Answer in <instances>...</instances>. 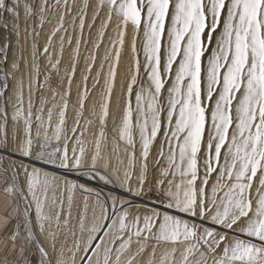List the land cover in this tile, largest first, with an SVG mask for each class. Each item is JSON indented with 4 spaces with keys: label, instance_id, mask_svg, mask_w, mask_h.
I'll use <instances>...</instances> for the list:
<instances>
[{
    "label": "snow or ice",
    "instance_id": "snow-or-ice-1",
    "mask_svg": "<svg viewBox=\"0 0 264 264\" xmlns=\"http://www.w3.org/2000/svg\"><path fill=\"white\" fill-rule=\"evenodd\" d=\"M20 9L0 0V264H264V0Z\"/></svg>",
    "mask_w": 264,
    "mask_h": 264
},
{
    "label": "rangeland",
    "instance_id": "rangeland-1",
    "mask_svg": "<svg viewBox=\"0 0 264 264\" xmlns=\"http://www.w3.org/2000/svg\"><path fill=\"white\" fill-rule=\"evenodd\" d=\"M24 2H30V0H21V20H20V23H21V27L23 28L24 26V21H23V3ZM5 16L7 17L8 21H9V24H11L13 21H12V18L10 16V14H5ZM3 30L0 29V32H2ZM13 40H14V37H13ZM29 45H30V38H29V41H28ZM40 43L43 44L44 43V39L41 38L40 40ZM106 43H107V40H106ZM127 47V46H126ZM82 52H83V49H82ZM100 55L102 56L103 55V46H102V49H101V53ZM127 51H125L123 54H122V65H123V62L127 59ZM99 63V61H98ZM95 71V69H94ZM77 79H79V74L77 76ZM25 83L27 84V80L25 81ZM120 90V77L118 76L117 78V88H116V92L118 93ZM27 94V92H26ZM47 95L49 96V98L51 97V93H47ZM94 95H96V93H94ZM51 99H50V104H51ZM55 120V116L53 118ZM23 121H21L18 125H15L13 124L12 120H11V108H9V121H8V126H7V133H8V137H9V151H11V149L13 148V145H12V136H13V133L14 131L17 133L18 137L22 138L23 137ZM112 122L111 120L109 121V124H108V129H109V137H111L113 135V132H112ZM35 132H36V129L35 127H33V136H35ZM89 141H91L93 138L92 137H88ZM89 149L91 150V144H89ZM107 151V149H106ZM155 155V152H153V156ZM0 156H3L4 157V161H3V166L4 167H7L8 166V157L7 155L4 153V151H0ZM14 156V159L13 160H16L17 162L20 160V157L18 155H13ZM27 163V161H25ZM127 161L125 160V163ZM113 163H115V159L113 160ZM163 163V162H161ZM40 165L38 164L37 167H39ZM139 167H140V162H139V158L137 159V165H136V170L139 171ZM8 175L10 176L11 173L9 171ZM160 173H159V169L150 163V171H149V179L150 181H154L155 179H157L159 177ZM22 178V177H21ZM70 179L71 178H74L73 176H70L69 177ZM133 186H135V180L133 181ZM159 251H162V250H158V255H159Z\"/></svg>",
    "mask_w": 264,
    "mask_h": 264
},
{
    "label": "bare ground",
    "instance_id": "bare-ground-1",
    "mask_svg": "<svg viewBox=\"0 0 264 264\" xmlns=\"http://www.w3.org/2000/svg\"><path fill=\"white\" fill-rule=\"evenodd\" d=\"M4 153L7 155L8 157V151H4ZM12 159H14V156L11 157ZM50 170V169H49Z\"/></svg>",
    "mask_w": 264,
    "mask_h": 264
},
{
    "label": "crops",
    "instance_id": "crops-1",
    "mask_svg": "<svg viewBox=\"0 0 264 264\" xmlns=\"http://www.w3.org/2000/svg\"><path fill=\"white\" fill-rule=\"evenodd\" d=\"M33 213H34V206H33ZM68 239H69V243H71V237H69Z\"/></svg>",
    "mask_w": 264,
    "mask_h": 264
}]
</instances>
